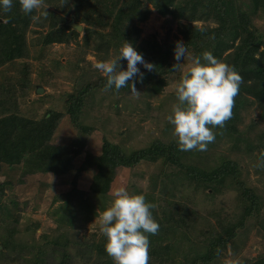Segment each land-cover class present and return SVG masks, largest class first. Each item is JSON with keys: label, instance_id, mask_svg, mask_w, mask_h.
Wrapping results in <instances>:
<instances>
[{"label": "rangeland", "instance_id": "374dc122", "mask_svg": "<svg viewBox=\"0 0 264 264\" xmlns=\"http://www.w3.org/2000/svg\"><path fill=\"white\" fill-rule=\"evenodd\" d=\"M114 1L44 0L42 7L47 8L48 15L30 20L24 36V57L0 65V115L5 112L40 119L48 110L62 113L47 146L34 152L56 157L54 171L49 173L35 170L36 159L27 155L17 158L16 148L6 145L9 138L0 137V159L9 146L6 150L12 160L0 169V264H33L37 257L42 258L39 264H61L62 257L67 264H114L105 252L96 217L109 205L118 187L130 194H143L155 205L156 234L165 238L163 245L185 250L188 236L196 234L205 239L222 235L228 243L212 264H264V119L258 103L246 96L236 133L213 127L215 139L206 150H179L165 117L177 103L175 84L187 71L190 57L176 61L173 52L167 57L159 72L164 85L158 93L153 92L148 70L141 65L143 78L135 82L139 94H130L127 87L105 91V77L94 65L112 58L124 41L138 53L165 51L177 41L184 42L178 27L187 21L161 17L147 5L145 19L124 18L113 29L115 13L121 8L128 11L125 4L131 0H118L109 19L104 8ZM238 1L250 10V0ZM33 14L39 16L40 9ZM71 17L81 26L80 31L68 25ZM194 24L213 26L209 21ZM253 24L264 49V11L253 16ZM53 32L62 40L46 43V35ZM187 49L192 55L204 52ZM119 64L124 69L126 61L122 59ZM37 89L42 92L36 93ZM70 105L78 107L80 115L70 119ZM157 141L174 145L170 155L178 153L193 174L203 171L207 177L226 161L233 163L236 173L224 180L219 173L212 180L199 181L162 156L114 168L101 155L104 142L130 154L147 150ZM72 206L80 210L78 222L73 215L71 223ZM177 221L191 226L190 235L186 236V228L171 233ZM148 251L151 263L157 253L151 246ZM196 255L195 250L193 258ZM167 258L163 264H188L179 250Z\"/></svg>", "mask_w": 264, "mask_h": 264}, {"label": "trees", "instance_id": "16d2710c", "mask_svg": "<svg viewBox=\"0 0 264 264\" xmlns=\"http://www.w3.org/2000/svg\"><path fill=\"white\" fill-rule=\"evenodd\" d=\"M76 2V1H75ZM238 0H131L129 4H125L128 11L119 9L115 13L113 29L117 28L120 20H129L134 17L140 20L145 19L148 15L150 5L154 11L161 17L170 16L173 21L179 22L185 20L187 23H179V30L184 38L187 48L202 51H210L214 57L232 65L237 73L242 77L238 94L234 98L232 107V116L225 121L223 127L216 126L219 132L228 134L236 133V123L238 122L239 113L244 108L247 101L246 96H251L258 103L261 109V117L264 119V49H261L263 41L259 37L258 30L253 24V16L258 11H264V0H250V10L244 9ZM118 0H115L111 5L105 7L108 10V17L113 13V9L117 6ZM111 7V8H110ZM109 8V9H108ZM5 20V23L0 22V65L24 57V36L27 27L30 23V16L21 12L18 0L13 5L9 13L0 15V20ZM209 21L213 26L205 25L197 27L194 22ZM54 24V23H53ZM54 33V32H53ZM59 34H61L59 32ZM57 33H49L45 37L46 43L60 42L62 38L56 37ZM64 36V33H62ZM175 45L167 48L165 51H160L157 54H145L146 51L140 53L144 60L153 65L152 70L147 71V80L151 82L154 93H158L164 85V81L159 75L160 69L167 64V57L173 52ZM154 49V48H153ZM152 50V48H151ZM142 51V50H141ZM104 87V85H103ZM78 107L72 108L70 105L67 108V115L70 119L74 115H80L77 111ZM77 112H76V111ZM3 111V110H2ZM2 112L0 115V137L9 138L6 145H11L16 148L17 155L28 156L36 159V169L43 173L54 171V162L56 157L46 158L40 154H34L37 150L47 146L50 138L54 135L58 122L62 116L61 112L47 111L40 119H32L28 117H19L16 115H8ZM34 115L33 113H29ZM75 121V119H74ZM9 147V146H7ZM4 149L5 154L0 159V169L2 166L12 162L9 159V152ZM174 145H164L160 142H154L147 150H137L130 154H124L120 148L111 145L109 142H104L101 155L107 159L110 167H131L141 160L153 161L159 157H163L168 163L178 167L180 170L187 169L183 161L179 159L178 153L170 151L175 149ZM169 152V153H167ZM11 153V151H10ZM101 156V157H102ZM53 164V165H52ZM231 161L222 163L220 169L211 173L196 171L192 173V168L187 169L188 176L197 180L208 181L212 180L219 173L222 180L225 177L234 175L236 171ZM184 171V170H183ZM187 175V174H186ZM213 177V178H212ZM96 194H101L94 192ZM98 198V197H97ZM80 208V207H78ZM72 206L70 210L71 223L80 220V210H76ZM76 213V214H77ZM88 217L91 215L87 214ZM191 227V226H190ZM185 225L183 221H177L176 225L171 227V233L174 235L183 228L186 236L190 235L191 228ZM190 228V230H189ZM187 232V233H186ZM198 235L193 234L192 238L188 236L185 250L170 245H163L165 238L160 234H154L148 237L149 247L156 250V257L149 264H163L168 259L169 253H174L179 250L184 262L188 264H212L222 256V249L228 243V239L222 235H208L205 239L197 238ZM189 245V247H187ZM180 247V245H178ZM174 250V251H173ZM198 255L193 258L194 251ZM66 258L62 257L61 264H67ZM42 258L37 257L33 264H39ZM164 260V261H163ZM50 261V260H48ZM52 261V260H51ZM55 262V259L53 260ZM180 263H183L181 261Z\"/></svg>", "mask_w": 264, "mask_h": 264}, {"label": "clouds", "instance_id": "9594fccd", "mask_svg": "<svg viewBox=\"0 0 264 264\" xmlns=\"http://www.w3.org/2000/svg\"><path fill=\"white\" fill-rule=\"evenodd\" d=\"M15 2L0 0V15L9 13ZM18 3L33 21L48 15L47 8L42 7L44 0H18ZM36 9H40L39 16L33 14ZM186 55L191 63L175 84L177 103L165 119L172 125L179 150L203 151L215 139L213 127H223L231 118L242 77L232 65L217 59L210 51L192 55L185 43L177 41L173 58L183 61ZM122 59L126 61L124 69L119 64ZM138 65L146 70L153 68L130 42L124 41L112 58L97 61L94 67L105 77V91L127 87L130 94H139L135 82L142 80L143 73ZM112 195L109 205L96 217L106 254L114 264H149L148 234L154 235L159 230L152 213L155 205L147 202L143 194H130L124 187L116 188Z\"/></svg>", "mask_w": 264, "mask_h": 264}, {"label": "water", "instance_id": "95a60500", "mask_svg": "<svg viewBox=\"0 0 264 264\" xmlns=\"http://www.w3.org/2000/svg\"><path fill=\"white\" fill-rule=\"evenodd\" d=\"M68 25H69L70 27H73L74 29H77L78 31L81 30V26H80V25H76V24H74V18H73V17H71V20H70V22L68 23ZM41 92H42L41 89H37V91H36V93H41Z\"/></svg>", "mask_w": 264, "mask_h": 264}]
</instances>
